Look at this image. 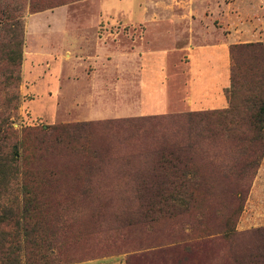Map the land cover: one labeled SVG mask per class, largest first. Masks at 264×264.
Masks as SVG:
<instances>
[{
    "label": "rangeland",
    "instance_id": "1",
    "mask_svg": "<svg viewBox=\"0 0 264 264\" xmlns=\"http://www.w3.org/2000/svg\"><path fill=\"white\" fill-rule=\"evenodd\" d=\"M81 1L84 0H0V9L9 8L12 20L20 21V26L13 29L10 23L5 26L6 22L0 26V124L4 122L14 133L7 151L19 145L18 170L15 175L7 174L9 185L0 194V249L12 230L10 219L14 216L12 221L29 225V229L38 228L35 236L30 231L32 238L47 241L41 245H23L16 264H78L104 258H121L127 262L128 252L138 249L141 243L165 247L171 241L184 239L191 232L190 224L197 225L200 217L192 211L158 220L153 227H130L129 221L134 223L130 210L140 205L135 198V187L128 185V180L112 166L87 172L80 162L81 154L69 146L53 145L50 134L58 126L192 112L185 105L190 74L186 59L174 58L175 64L159 83L145 79L146 66L140 56L131 59L128 54L130 22L139 20L145 8H152L160 15L158 11L170 9L166 4L176 5L177 0H89L88 4L76 6ZM248 4V0L236 3L243 13L255 14L258 7L250 8ZM102 8L104 15L97 24L89 22L87 16L75 21L67 18L69 10H89V13L97 9L102 13ZM195 8L201 9L202 3L197 2ZM84 24L97 25L101 30L98 34H81L79 31L85 28L79 26ZM139 26L145 28L142 23ZM72 31L77 33L71 34ZM103 34L105 44L112 45L118 37L124 43L114 54L107 53L102 63L86 66L89 76L78 75L77 81L63 80L59 86L47 80L58 57L46 58L45 63L37 61L38 53L49 57L60 52L59 49H71L70 45L64 47L66 38L71 36L92 41ZM261 40L264 42V38ZM92 42L89 46L81 45L84 50L72 54L89 55L96 47ZM17 43H22V63L15 70L10 69L5 55L12 47L16 49ZM38 76L43 79L37 80ZM162 84L167 88L164 99L168 103L161 107L156 105L158 98L154 95ZM207 92L212 97L220 95L215 86H209ZM198 99L203 101L204 97H195L196 102ZM212 100L207 104L209 108L222 109ZM143 107L150 114L142 113ZM93 111H97L95 116L99 115V119L91 118ZM226 151L227 158L213 150L209 157L197 158L194 165L196 179L201 182L196 191L203 198L199 206L207 211L206 227H223L241 209L235 220L239 233L235 244L219 242L202 255L211 264H232L235 256L264 241V158L256 175L242 183L226 166L237 159L239 150L231 142ZM29 193L37 196L30 203L26 201ZM20 236L27 239L23 232Z\"/></svg>",
    "mask_w": 264,
    "mask_h": 264
},
{
    "label": "trees",
    "instance_id": "2",
    "mask_svg": "<svg viewBox=\"0 0 264 264\" xmlns=\"http://www.w3.org/2000/svg\"><path fill=\"white\" fill-rule=\"evenodd\" d=\"M11 15L9 8L0 9V26L4 22L5 26L10 23L12 29L20 26V21L12 20ZM230 55L231 86L225 91L227 108L52 128L53 145L69 146L81 154L80 162L87 172L112 166L128 180V185L135 187V198L140 205L130 210L134 219V223L129 221L130 227H153L158 220L173 219L192 211L200 216L197 225L190 224L191 232L184 239L171 241L166 248L152 242L141 243L138 249L128 252L126 264H211L203 254L219 242L234 245L239 237L235 220L240 207L223 227L205 226L207 211L199 206L203 198L196 187L201 182L196 179L194 170L197 158L209 157L213 150L227 158L226 150L231 142L239 152L237 159L226 166L242 183L256 175L264 158V42L233 45ZM5 57L10 69L19 68L22 43H17L16 49L12 47ZM38 134L41 135V131ZM13 135L11 128L2 122L0 194L9 185L7 174L15 175L18 170L19 145L7 151ZM26 197L30 203L37 196L29 193ZM12 220V230L0 249L1 264H16L23 245L47 242L32 238L38 228L29 229V225ZM30 231L34 234L30 235ZM20 232L26 240L21 238ZM232 264H264V241L235 256Z\"/></svg>",
    "mask_w": 264,
    "mask_h": 264
},
{
    "label": "crops",
    "instance_id": "3",
    "mask_svg": "<svg viewBox=\"0 0 264 264\" xmlns=\"http://www.w3.org/2000/svg\"><path fill=\"white\" fill-rule=\"evenodd\" d=\"M91 1L84 0L76 6L88 4ZM238 1L241 0H177L176 5L166 4L167 7H171L170 9L158 11L160 15L152 8H145L139 20L130 22L132 24L127 37L130 58L140 56L142 64L146 66L143 72L145 79L159 83L165 79L164 76L168 74L169 67L175 64L174 58L186 59L190 65V74L186 85V107L192 112L216 110L207 105L213 98V103H219L218 107L227 108L229 103L225 91L231 86V46L263 42L261 38H264V0H248L250 8L258 7L255 14L250 11L247 14L243 13L236 5ZM197 2L202 3L201 9L195 8ZM213 4L216 5V9L213 8ZM100 7L102 6L100 5ZM88 11L69 10L67 18L75 21L87 16L90 17L89 22L97 24L104 15L103 8L102 13L97 9L87 13ZM233 21H237V23L232 24ZM141 23L144 24V29L140 26L142 29H139L138 25ZM93 24H91L92 26H85V24L79 26L85 28L81 29L79 33L98 34L101 29ZM70 33L75 34L77 31ZM92 41L95 42L96 47L91 52L87 51L89 55L75 54L76 51L84 50L80 47L81 45L89 46L93 43ZM92 41L82 36H71L66 38L64 43V47L70 45L71 49H59L60 52H55V55L49 57H43L41 52L38 53L35 57L37 61L43 60L45 63L47 62L46 58L58 57L56 66L52 68L50 65L52 69L47 75V80L51 83L55 82L59 86L60 81L63 80L77 81L78 75L89 76L85 69L86 66L92 63L95 65L102 63L107 53L114 54L124 43L118 37V40L114 39L112 45L109 42L105 44L104 34L102 37L97 36ZM46 42L42 45H46ZM73 52L75 53L72 54ZM180 59L179 63H181ZM68 60H71L70 63ZM97 73L98 71L95 74ZM70 76L72 78H69ZM41 77L38 76L37 80H42ZM51 83L49 86L52 85ZM57 84L55 87H58ZM209 86H215L220 95L216 97L209 95L207 92ZM156 90L154 95L158 98L155 102L156 105L167 106L168 101L164 99L166 86L162 84ZM50 92L49 96L51 97ZM98 92L99 90L96 94L97 97L100 96ZM197 96L204 97V100L198 99L196 102L195 97ZM158 109L161 108H156V110ZM141 111L144 114H150L145 107ZM96 113L97 111H93L90 115L91 118L99 119V115L95 116ZM78 264H126V262L121 258H104Z\"/></svg>",
    "mask_w": 264,
    "mask_h": 264
}]
</instances>
